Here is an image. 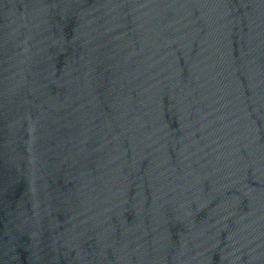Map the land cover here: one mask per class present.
Instances as JSON below:
<instances>
[{"label": "water", "instance_id": "obj_1", "mask_svg": "<svg viewBox=\"0 0 264 264\" xmlns=\"http://www.w3.org/2000/svg\"><path fill=\"white\" fill-rule=\"evenodd\" d=\"M0 264H264V0H0Z\"/></svg>", "mask_w": 264, "mask_h": 264}]
</instances>
